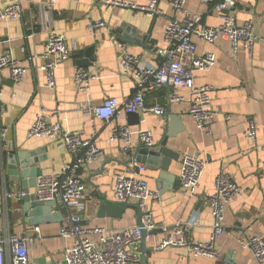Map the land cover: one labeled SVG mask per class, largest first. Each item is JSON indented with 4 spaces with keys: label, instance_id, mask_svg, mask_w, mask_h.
Masks as SVG:
<instances>
[{
    "label": "crops",
    "instance_id": "1",
    "mask_svg": "<svg viewBox=\"0 0 264 264\" xmlns=\"http://www.w3.org/2000/svg\"><path fill=\"white\" fill-rule=\"evenodd\" d=\"M140 4L148 0H129ZM171 0H159L163 13L151 16L145 12L128 8H107L96 0H20L23 16L18 19H0V57L11 52L27 73L21 83L11 79L10 69L0 72V128H7V138L0 141V230L5 233L23 234L37 237L36 244L30 245L31 259L42 264L64 262V249L70 241L60 236V222L42 221L40 232L34 231V223L26 219L22 202L5 201L4 190L13 188L34 191L36 180H30L27 187L15 180L9 165V156L19 152H38L43 157L40 167L43 174H59L73 155L56 141L47 137H28V131L42 107L48 109L49 116L60 120L63 127L82 137H90L96 131L95 142L103 149L104 158L83 167L80 175L87 187V199L83 205L74 208L79 212L85 227L102 226L119 230L137 225V209L127 208L121 218L99 216L103 194L113 199L114 174L126 170L141 141L137 131L148 129L154 133L155 146L159 145L171 130L168 146L179 153V160L173 161L168 175L160 179V169H151L147 163L145 176L157 198L148 199L144 210L151 213L156 224L174 225L192 223L189 235L195 241L209 239L212 234L213 217L207 197L215 191V179L225 170L240 185L241 196L232 201L225 211V234L217 241L219 256L216 258L191 255L184 247L156 246L170 235V229H159L158 233L146 239L147 264H222L228 256L237 264H259L252 251L242 246L240 240L251 235L264 236V166L262 165L264 145V0H235L232 10L237 23L252 20L257 40L252 54L246 51L233 53L230 37L221 36L216 43L209 44L193 37L198 54L214 51L217 63L207 71L195 72L197 85H213L212 107L217 112L213 119L212 131L201 130L189 115L190 93L187 89H176L186 100L171 102V87H163L149 93L146 102L167 107L164 116L140 113V123L131 124L127 114L110 122L97 119L82 111L83 106L99 105L106 97L116 96L126 100L134 92V79L121 73L118 50L113 44V36L106 30L92 32L87 27L92 20L102 19L114 29L116 36L125 40L131 51L140 54L143 60L157 66L161 59L158 50L166 47L165 27L170 18L182 19L186 14H198L207 26H218L222 22L220 12L214 6L222 0L207 4L203 0H187L185 11L175 13ZM7 2H0V8ZM42 6L50 12L51 25H43ZM132 29L125 36V31ZM64 34L71 49L69 60L56 70V87L47 86L45 72L40 67L45 44L50 32ZM129 31V30H128ZM141 41L137 43L135 41ZM94 56L88 66L78 63L86 59L87 52ZM83 67L96 75L87 91H80L74 83V75ZM225 114H231L227 121ZM256 119L259 125L257 139L245 136L247 121ZM114 125L129 126L133 134V150L122 151L123 143L111 142ZM196 156L207 161L198 196L192 197L181 188L182 157ZM130 203L138 204L137 201ZM53 214V213H52ZM51 215V214H50ZM95 240L97 235H88ZM130 251L142 255L141 242L130 247Z\"/></svg>",
    "mask_w": 264,
    "mask_h": 264
},
{
    "label": "built area",
    "instance_id": "2",
    "mask_svg": "<svg viewBox=\"0 0 264 264\" xmlns=\"http://www.w3.org/2000/svg\"><path fill=\"white\" fill-rule=\"evenodd\" d=\"M7 2L0 8V19H18L23 16L20 0H0ZM55 2L56 0H52ZM107 8H128L134 11L145 12L151 16L160 15L163 10L159 0H148L144 4L129 0H96ZM212 4L215 0H203ZM187 0H171L170 5L175 13L184 12ZM235 0H222L215 4V10L220 12L222 22L218 26H207L198 14H186L182 19L175 17L167 21L164 33L166 47L158 50L161 59L159 65L154 66L145 62L140 54L131 51L128 43L116 36L114 29L104 20L97 19L88 23L92 32L106 29L113 36V44L118 50V59L121 73L134 79V92L126 100L116 96L106 97L101 104L83 106L82 111L94 118L107 122L129 113H152L164 116L167 107L156 103L149 105L146 97L149 93L163 87L173 89L170 95L171 102L184 101L186 98L176 89H187L190 93L188 102L189 115L196 125L206 133L212 131L213 119L217 112L212 107L211 92L213 85H197L195 72L207 71L217 63V55L208 50L198 54L197 44L193 37L214 44L221 36H228L232 42L233 53L243 50L252 54L257 36L252 20L238 24L232 12ZM43 25H51L50 12L41 8ZM264 23V17L262 19ZM45 51L41 58L43 64L40 69L45 72L47 86L56 87L55 73L60 64L71 57V49L64 34L52 31L49 33ZM3 68L10 69L11 79L15 84L21 83L27 73V68L7 52L0 57V72ZM96 75L80 67L74 75V83L80 91H87ZM230 121L231 114H225ZM259 125L254 118H249L245 136L249 140H256ZM142 143L147 147L155 145V136L151 130L141 129L136 132ZM134 131L126 125H114L111 129V142L122 141V151L126 155L133 150ZM96 131L90 137H82L78 133L66 130L60 120L52 119L48 109L42 107L37 113L35 121L28 131V137H47L56 141L59 147L67 149L72 155L71 162L63 166L59 174H43L37 177L34 191L13 188L4 190V199L21 202L27 195H34L39 201H53L61 207L60 236L70 241L64 249V262L61 264H139L141 254L130 251V247L141 242L143 230L151 231L155 228L171 230L170 235L162 239L156 246L161 250L167 247H184L195 256L216 258L219 256L217 241L225 234V211L227 206L242 194L240 185L225 170H221L215 179V191L207 197L213 217L212 234L209 239L195 241L189 235L192 227L190 222H179L174 225L155 223L150 212L145 211L142 225L111 230L102 226L85 227L82 219L74 208L83 205L87 199V187L80 170L104 158V151L95 142ZM7 138V128H0V141ZM264 166V145L261 146ZM207 161L196 156L182 157L181 188L192 197L198 196ZM147 166L132 160L129 167L114 174L113 199L115 201H137L145 209L148 199L157 198V194L150 189L145 176ZM2 198L0 197V210ZM1 212V211H0ZM34 231L39 234L40 225H34ZM95 234L97 239L92 240L88 235ZM37 237L5 233L0 230V264H42L36 263L30 256V245L36 244ZM243 247L252 251L259 264H264V236L251 235L240 240Z\"/></svg>",
    "mask_w": 264,
    "mask_h": 264
},
{
    "label": "water",
    "instance_id": "3",
    "mask_svg": "<svg viewBox=\"0 0 264 264\" xmlns=\"http://www.w3.org/2000/svg\"><path fill=\"white\" fill-rule=\"evenodd\" d=\"M129 30V31H128ZM125 31V36L127 34L132 33V29H128ZM140 43L139 41H135ZM93 51L90 49L87 52L86 59H81L78 63L82 66H88L94 61V56L89 54ZM129 118V122L131 124H139L140 123V114L129 113L127 114ZM178 118L173 116L172 117V127L173 122L176 121ZM171 130L166 134L164 139L159 145H154L152 147H147L144 145H139L136 149V152L131 159L137 162H144L147 163L148 167L151 169H160V179L163 178H171L169 177V168L173 161L179 160V153L175 152L168 146V140L170 137H175V131ZM41 152H19L17 154L10 155L8 158L10 160L9 165L12 168V174L15 180L21 182V184L27 187V184L30 180H36L38 176L43 175V169L40 167V162L42 161L43 157L40 154ZM101 200L103 203L99 208V216L103 217L113 216L116 218H121L125 213L127 208H135L137 209V225H142V219L144 215V210L139 204H133L127 201L119 202L115 201L114 199H109L105 195H100ZM22 209L24 211L26 219L34 223L38 224L42 221H61V207L56 205L53 201H39L36 196L34 195H27L22 200ZM53 213V214H52ZM51 214V215H50ZM159 229L155 228L151 231H147L146 229L143 230L142 238H141V245H142V255L139 264H147V257L146 254L148 252V247L146 244V239L149 235L158 233ZM222 264H237L232 257L228 256L224 259Z\"/></svg>",
    "mask_w": 264,
    "mask_h": 264
}]
</instances>
